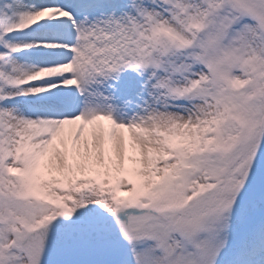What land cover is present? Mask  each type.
<instances>
[{
  "label": "snow or ice",
  "instance_id": "6c2138e0",
  "mask_svg": "<svg viewBox=\"0 0 264 264\" xmlns=\"http://www.w3.org/2000/svg\"><path fill=\"white\" fill-rule=\"evenodd\" d=\"M0 264H264V0H0Z\"/></svg>",
  "mask_w": 264,
  "mask_h": 264
}]
</instances>
